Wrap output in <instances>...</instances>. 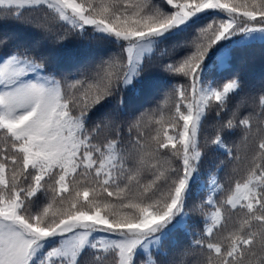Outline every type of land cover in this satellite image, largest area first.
Instances as JSON below:
<instances>
[{
	"label": "snow or ice",
	"instance_id": "6c2138e0",
	"mask_svg": "<svg viewBox=\"0 0 264 264\" xmlns=\"http://www.w3.org/2000/svg\"><path fill=\"white\" fill-rule=\"evenodd\" d=\"M7 21L40 40L21 48L0 35V264H264V86L237 102L239 74L208 83L213 58L264 41V0H0ZM74 36L118 51L58 78L36 49ZM170 41L188 51L162 70L184 82L123 119L122 93ZM212 113L204 146L227 157L217 169L227 187L211 176L193 209L203 232L172 251L202 180L200 133Z\"/></svg>",
	"mask_w": 264,
	"mask_h": 264
},
{
	"label": "trees",
	"instance_id": "16d2710c",
	"mask_svg": "<svg viewBox=\"0 0 264 264\" xmlns=\"http://www.w3.org/2000/svg\"><path fill=\"white\" fill-rule=\"evenodd\" d=\"M157 2H162V0H157ZM220 15L222 16L223 14ZM3 34L12 36L10 46L13 47H31L34 42L40 40L38 32L27 29L14 21H7L0 24V35ZM173 43L170 41L166 44L159 45L153 50L150 58L145 57L143 71L140 76L137 80H134L133 85L130 86V90H125L122 93L129 105L128 116L122 117L123 119H129L133 113L139 115L141 111L149 110L156 107L158 103H161L169 89L170 81L179 80L184 82L182 77L169 76L162 70V66L165 63L178 59L188 51L183 48L173 50ZM216 47H219V45ZM165 49H167V52L162 55L161 53ZM116 51L118 49L114 44L97 41L90 37L80 39L74 36L62 44H51L46 41L40 42L36 49V54L43 55L47 58L48 70L57 73V77L59 78L65 75L74 77L80 71L97 64L102 57L107 58ZM233 74H239L245 85L241 97L237 98V102L249 91H259L264 86V41L255 40L242 45L232 46L230 56L226 63L213 58L208 83L214 86H220L227 82ZM244 110V108L241 109V111ZM96 118L93 117L94 120ZM217 126V118L212 113L204 122L200 133L201 147L203 150V160L200 167L202 180L197 185L192 200L188 203L187 210L189 211V218L187 220V228L186 230L183 228L179 229L178 234L173 237V240L178 241V247L172 249V251H180L184 247H187L189 241L195 238L197 233L203 232L204 217L199 211L193 209L207 198L209 193L208 184L210 183L211 176H216L219 182L227 187V169L217 171L220 166V161L226 160L227 157L221 152L216 151L212 146H204V141L210 140L214 136ZM233 142L239 143V137H230L228 140L229 145L231 146ZM2 145L3 139L0 138V146ZM245 150V146L241 144L239 149L241 154ZM220 195L221 193L218 192L217 197ZM204 207L205 211L209 208L208 205ZM164 250L169 251L168 243L165 244ZM87 259L91 260V257L89 256ZM140 259L144 260L146 258L141 256ZM188 259L191 262L195 257H189Z\"/></svg>",
	"mask_w": 264,
	"mask_h": 264
},
{
	"label": "rangeland",
	"instance_id": "374dc122",
	"mask_svg": "<svg viewBox=\"0 0 264 264\" xmlns=\"http://www.w3.org/2000/svg\"><path fill=\"white\" fill-rule=\"evenodd\" d=\"M255 40H259V39H255ZM255 40H252V41H255ZM259 41H261V40H259ZM251 42V41H250ZM221 43H224V42H221ZM134 82V81H133Z\"/></svg>",
	"mask_w": 264,
	"mask_h": 264
}]
</instances>
